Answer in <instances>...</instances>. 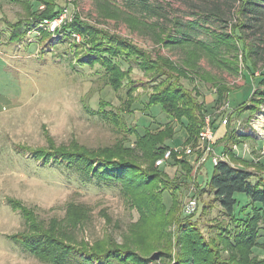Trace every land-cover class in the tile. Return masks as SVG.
<instances>
[{
  "label": "rangeland",
  "instance_id": "obj_1",
  "mask_svg": "<svg viewBox=\"0 0 264 264\" xmlns=\"http://www.w3.org/2000/svg\"><path fill=\"white\" fill-rule=\"evenodd\" d=\"M145 2L154 12L127 0H0V264H79L75 257L82 252L105 257L108 264H175L191 256L192 240L209 245L219 264L264 259L262 226L257 228L260 246L253 252L254 235L238 241L244 222L236 219L251 213L248 197L237 194L235 217L225 215L202 191L212 176V161L196 173L198 147L192 142L183 146L181 125L160 106L146 109L157 94L177 85L186 88L204 106V126L210 120L215 132V153L264 179L262 141L252 127L254 120L264 119V21L259 30L240 34L215 17L205 24L204 12L217 8L231 25L237 24L226 1ZM66 11L51 33L49 23ZM177 21L205 27L180 28ZM178 31L203 42L171 44V38L181 36ZM243 42L247 50L258 46L263 61L253 66L244 49H233L243 48ZM220 87L228 92L217 106ZM170 106H177V115L187 111L177 103ZM116 115L131 131L105 118ZM226 118L229 127L222 125ZM168 124L177 133L166 144L181 150L178 157L186 166L173 160L163 167L155 164L162 177L146 178L148 183L139 178L114 186L84 182L67 166L54 161L46 166L33 154L54 148L118 157V150L136 148L132 130L157 134ZM246 124L252 137L228 139L230 130ZM160 195L162 202L153 204ZM195 197L199 210L189 218L184 208ZM185 220H191L196 233L182 238ZM31 236H43L40 240L50 244L53 254L35 253ZM110 250L123 258L109 257ZM157 254L161 257L153 259ZM69 257L74 258L68 262Z\"/></svg>",
  "mask_w": 264,
  "mask_h": 264
},
{
  "label": "trees",
  "instance_id": "obj_2",
  "mask_svg": "<svg viewBox=\"0 0 264 264\" xmlns=\"http://www.w3.org/2000/svg\"><path fill=\"white\" fill-rule=\"evenodd\" d=\"M144 1L145 0H127L129 5H135L136 7L139 6L143 10L153 11L150 4L146 2L144 3ZM221 1H226V3H228L230 12L233 10L235 11L234 14L237 19V24L231 25L232 22L225 19V14L223 15V10H220V8L208 10L209 14L207 11L204 12V18L207 17L208 20L205 21V24H207L211 18L215 17L218 22H224L226 29H228V27H233L235 32H240V34H244V31L248 29L259 30L264 21V0ZM176 24L177 26H180V28H186L190 25L192 28L198 30H200V27L202 26L205 27V25H202L200 22L189 24L188 26L182 24L179 21H177ZM178 33H180L181 36L179 38H171L169 41L171 44L181 46L191 42L190 44L201 45L202 43L199 42H203L200 40H192V37H190L191 35L189 33H184L181 31H178ZM220 35L226 36L227 34L220 33ZM242 47L243 48H241V46L239 47L234 45L233 49L235 51L244 49L246 60L251 61L253 66L258 65L260 61H263L260 55L261 51L258 46L253 45L252 48L247 50L245 47V42H243ZM217 62L223 63V60L217 59ZM177 84L178 83H176V85ZM260 84L264 86V71L262 74V79L260 80ZM175 87V89L172 88V92L170 89L168 92L157 94L153 98H150L147 101L146 109H150L153 106H160L165 115L170 116L177 122V124L181 125V130L186 134V140L183 146L189 145L192 142L195 143L196 147H198L200 144V133L205 127L204 106H200L201 104L195 100V98L188 90H186V88L183 87L182 89L178 85ZM227 92L228 90H225L224 87H220L218 89L216 99L217 106L224 103ZM173 95L175 96L174 101H171ZM262 95L264 96V92ZM261 101L262 104H264V98L261 99ZM173 103H177L178 109H182V107H184L187 111L183 110L180 115H177L175 112L177 106L170 108L172 107L170 105H173ZM238 110H240V108H238ZM105 118L109 119V121H112V123L118 128H121L122 126L127 127L125 121L119 115L114 116L112 119L107 118L106 116ZM127 129L131 131V128L127 127ZM155 133L156 132L147 130L143 135H140L137 130H132L131 134L137 135L135 141L136 148L130 151L129 149H120L117 152L118 157H92L78 152L67 153L61 150H55L54 148H52L51 152L49 153L44 151H35L33 154L35 156L34 158H41L46 166L52 161H54L55 164L59 163L60 165L67 166L69 170L79 173L84 182L97 181L106 185L114 186L127 185L128 183L133 182V178H139L141 183H148V179L146 178L162 177L161 173L163 172H160V170L158 172V168L155 167V164L159 159L164 157L167 151L172 150V148L166 144V141L172 140L177 132L175 131L174 126L168 124L160 131H157V134ZM249 137H252V131L248 128L247 124L245 126L241 125L237 127L236 130H230V133L228 132V139L232 141L234 140V142L238 141V138ZM179 155L180 154L173 151L172 158L164 163L162 167L168 164L171 160H173L175 165L179 163L182 166H186V162L184 160H180L181 158H178ZM143 167L147 168L144 169ZM147 169H152V172L147 171ZM202 191H204V194L210 195L213 198V202L217 203L222 209V212L230 218L235 217V211L239 204L235 196L237 194L246 195L250 200L251 213L247 215L248 219L247 217L244 220L235 218L237 221L244 222V228H242V232H240V234L243 236H240L238 241H242L241 239L244 237L246 240H248L251 235H254L253 242H251L252 245L250 246V251L253 252L254 248L260 246L256 241L259 237V231L257 228L262 226V230L264 231L263 178L260 179L255 173L247 168L237 165L233 166L229 162L221 161L218 165L214 166L212 176L210 180H207ZM159 199L160 202H162L161 195L158 198L154 197L152 199V203H156ZM172 200L175 202L176 199L174 196H172ZM194 216L195 215L190 216L189 218ZM181 222L182 224L179 232L181 237L183 233H186L185 235H187V237H190L192 233H196L193 225L191 224V220H185L184 222ZM40 237L43 236L28 237L30 238L29 241L34 244V252L38 253L39 255L51 256L53 254V250H51L50 244L46 243L45 241H41ZM191 240L186 239V241ZM208 247L209 245L205 243L196 245L192 240V250H190L191 256L183 257L182 259L177 260L175 264H219L218 260H216L217 258L214 256L215 253L211 252L210 248ZM110 253H113L114 255ZM108 256L117 260L123 258L121 254L118 255L117 250H110L108 252ZM159 257H161V254L155 255L153 259L157 260ZM71 258L74 257H69L68 262L72 261ZM75 258L77 261H80L79 264H108L105 257L100 258L95 254H88L86 252L79 253L78 255L76 254ZM257 264H264V259H261L260 261L257 260Z\"/></svg>",
  "mask_w": 264,
  "mask_h": 264
},
{
  "label": "built area",
  "instance_id": "obj_3",
  "mask_svg": "<svg viewBox=\"0 0 264 264\" xmlns=\"http://www.w3.org/2000/svg\"><path fill=\"white\" fill-rule=\"evenodd\" d=\"M67 15V11L65 12V15L61 17V19L49 23L48 30L51 33H55L57 30V27L64 21L65 17ZM210 120H207L206 126L203 128V130L200 133V144L198 146L199 151V157L197 158V161L195 163V170L196 173L204 167L209 161H212V164L214 166L218 165L221 161H228V155L226 154H216L215 152V132L213 128L210 125ZM226 123V122H225ZM252 127L255 131L258 132V134L253 130V133L258 136L260 141H262V149L261 153L264 155V119L262 117L257 118L252 122ZM237 146H234V150H237ZM174 152H177L181 155V150H169L165 153L164 157L162 159H159L156 162L157 166H162L164 163H166L168 160L172 158V154ZM179 155V156H180ZM199 210V200L195 197L189 200L188 204L184 208V214L187 217L195 215Z\"/></svg>",
  "mask_w": 264,
  "mask_h": 264
},
{
  "label": "crops",
  "instance_id": "obj_4",
  "mask_svg": "<svg viewBox=\"0 0 264 264\" xmlns=\"http://www.w3.org/2000/svg\"><path fill=\"white\" fill-rule=\"evenodd\" d=\"M226 122V123H225ZM222 125L224 126V127H227V125H229V120H228V118H226V119H224L223 121H222ZM220 131H221V129H220ZM221 133V132H220ZM225 133V132H224ZM224 133L222 134V135H224ZM219 134V133H218ZM222 135H220L218 138H221L222 137ZM178 158H180V157H178ZM231 165H233V166H235L234 164H231Z\"/></svg>",
  "mask_w": 264,
  "mask_h": 264
}]
</instances>
